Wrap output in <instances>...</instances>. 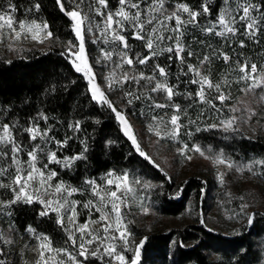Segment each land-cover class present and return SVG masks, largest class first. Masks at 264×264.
<instances>
[{
	"label": "trees",
	"instance_id": "trees-1",
	"mask_svg": "<svg viewBox=\"0 0 264 264\" xmlns=\"http://www.w3.org/2000/svg\"><path fill=\"white\" fill-rule=\"evenodd\" d=\"M37 2L40 4V10L29 12L28 9ZM62 2L66 10H73L71 0H62ZM147 2L148 0H144L141 6L144 7ZM164 2L169 5L184 3L193 10H200L204 0H164ZM207 2L213 15L199 17L201 26H206L209 19H216L218 8L223 7L222 0H207ZM256 2L259 3L260 0ZM9 3L15 4L18 8L14 14L16 19L46 22L49 25L48 31L53 35L52 46L48 51L30 53L13 59L0 55V122H19L21 126H25L43 112L49 119L46 124L43 120L39 121L42 129L52 127L57 139L70 137L67 147L62 149L65 156L80 153L84 147L81 141H84L88 148L85 153L87 160L76 161L71 168L57 164L52 166L59 178L70 185L80 187L86 180L97 181L108 172L118 175L127 173L131 176H139L157 186L150 194L159 216L177 218L190 210L196 213L195 221L181 228L163 230L154 227L149 232L144 229L134 230L136 246L141 241L144 242L140 264H264V210L251 213V215L255 214L252 223L249 224L248 216L240 227L227 226L229 227L227 229L223 225L219 227L211 224L206 214L212 212L211 201L215 199L212 178L194 174L178 182L148 155L149 159L140 155V151L122 132L115 113L106 104H99L92 98L85 78L75 70L72 57L66 49L69 42L74 44L77 42L72 21L61 11L57 0H0V8H6ZM88 3L98 7L94 0H85V5ZM118 7V0H109V10L115 11ZM84 11L90 19L93 18L94 11H89L87 7H84ZM184 16L186 17L187 14ZM236 28L239 30L237 35L219 37L208 35L199 27L189 25L183 37L186 47L185 65H181L175 58L169 60L170 54L164 52L151 59L148 64L136 65L134 69L123 65L121 69H116L114 75L115 62L119 57L114 55L111 61L101 58L99 62L97 60L102 53L101 49L108 51L116 45L104 44L102 41L93 44L88 38L87 31H85V41L96 80L100 86L106 85L109 89L105 96L118 110H120L118 103L126 106V115L129 118L156 135L153 129L156 121L152 117L163 116L167 121L173 110L151 108V102L144 98L133 99V102L128 104L124 95L126 91H133L137 95L143 97L151 95L159 102H164L160 93L150 92L152 84L156 81L149 84L145 79L139 84L135 82L124 84L120 75L122 71L136 75L141 72L145 76L154 75V66L160 64L168 71V83L175 85L174 90L178 92L172 103L180 106L182 110L179 113L180 123L183 125L178 136L174 139L160 138L162 142L178 150L184 144H187L189 149L198 145L214 154H222L232 163L243 164L264 160V138L252 137L240 130L225 132L221 122H227L232 117L233 106L242 94V89L245 88V82L239 79L237 63L240 61L249 65L256 63L258 70L264 68V32L253 39L244 34L242 25ZM132 31L129 26L127 31L122 33L128 39L131 50L129 55L135 53L145 55L147 49L144 42L132 39ZM163 34L167 36L171 33ZM241 40L245 41L244 47L239 45ZM170 43L171 41L165 39L160 43V47H167ZM188 50L194 52L190 58L187 57ZM217 53H227L231 58L230 61L225 63L222 56ZM208 54H211V61L201 64V58ZM187 63L198 68L200 73L207 76L214 85L220 84L222 90L229 95V99L222 106V111L217 112L211 104L199 103L198 98L189 99L188 93H195L199 86L188 83L194 73L185 75ZM259 74L258 71V77ZM204 91L209 99L217 95L215 88H208L207 84ZM216 103L220 106L218 101ZM76 121L81 122L82 130L78 133H74L68 127ZM210 124H216L217 127L210 129L208 127ZM170 128V124L161 125L162 135L165 129ZM197 128L200 130L197 131ZM18 139L29 149L31 142L26 139V134L19 133ZM191 154L193 151H186L182 155L189 157ZM255 167V173L264 183V167L259 165ZM9 199L10 197L7 200ZM227 206L234 216L238 215L239 207L235 201L229 202ZM41 209L42 207L37 203H17L10 209L0 208V250L4 253L0 258L4 259L5 264H19L20 253L14 244L4 240L7 229L12 231L13 236L25 240L30 236L44 234L50 238L54 248L67 247V237L57 223L55 215L50 213L42 217L39 215ZM8 211H11V216L7 214ZM29 228L34 229V233L29 232Z\"/></svg>",
	"mask_w": 264,
	"mask_h": 264
},
{
	"label": "snow or ice",
	"instance_id": "snow-or-ice-1",
	"mask_svg": "<svg viewBox=\"0 0 264 264\" xmlns=\"http://www.w3.org/2000/svg\"><path fill=\"white\" fill-rule=\"evenodd\" d=\"M73 4V10L68 11L65 9L62 0H57V4L60 6L61 11L65 13L74 22L73 32L75 34L76 40L79 41L78 47L73 42H69L68 54L69 56H75L80 63L75 64L76 71L80 72L81 64L86 66V51H85V31L93 33L96 38L92 40L93 44L98 43L102 40L104 44H115L116 47L111 50L105 51L101 49L103 54L102 58L111 61L113 56L119 57V60L115 62V69L113 70V75L116 69H121L123 65H127L128 68L134 69L136 65H146L151 59L157 57L161 53H169V60L175 58L180 62L181 65H185V51L186 47L183 41V37L187 27L192 25L194 27H199L200 30L208 35H215L219 37H227L228 34L233 36L237 35L238 29L235 27L237 20L243 22L242 27L244 29V34L256 39L258 34L264 32V0H260L259 3L256 0H235V6L233 7V0H222L223 7L218 8L216 13V19H209L206 26L200 25L199 17L207 16L211 17L213 11L209 6L207 0L200 6V10H193L188 5L184 3H177L175 7L169 11L165 6L164 0H148L144 7L142 3L144 0H118L119 7L115 11H102V9H107L109 6V0H94V7L92 3L85 5V0H71ZM87 7L89 11H94L95 14L103 18V27L97 22L95 25L92 24L90 17L87 12L84 11V7ZM40 4L37 2L31 8V11H39ZM134 10V11H133ZM18 11L15 4L9 3L6 8H0V36L3 35L4 30H7L9 36H15L18 38L22 32L34 33L33 39H36L40 32L49 28L46 22L37 23L35 20H18L15 18L14 14ZM187 14L185 17L183 14ZM132 28L131 37L134 40H139L144 42V46L147 49L145 55L140 53H135L134 55H129L130 46L128 39L122 34L127 31L128 27ZM97 30L93 32V28ZM171 33L165 36L163 33ZM111 33V36L109 35ZM52 32L47 31L45 33L46 38L52 37ZM167 39L171 43L167 47H160V43ZM203 43V41H200ZM240 47L245 46V41L241 40L239 42ZM73 48L76 51L73 52ZM159 49V51H157ZM194 52L191 50L187 51V57H192ZM217 55L222 56L225 63L230 61V56L227 53H217ZM100 57H98L97 62H99ZM211 61V54L204 55L200 63H208ZM188 73H194L193 78H190L188 83L197 84L198 90L195 93H188L189 99L198 98V102L201 104L208 103L217 112L222 111V106L225 105L226 101L229 99V95L222 90L220 84H213L211 80L200 73L199 69L193 64L187 63L186 65ZM239 69V79L245 82V88L243 91L255 92L258 88L264 91V68L258 70L256 63H251L240 61L237 63ZM90 68L86 67L85 74L90 72ZM259 71V77L257 76ZM196 77H199L198 79ZM163 78V79H160ZM124 84L129 82H135L139 84L141 80H147L149 84L155 80L156 82L152 84L150 89L151 93L162 94V99L164 102H159L154 96L148 95L143 97L142 95H137L133 91H126L124 93L127 98V103L131 104L133 99L140 100L144 98L150 101V107L155 109H165L171 108L173 114L170 115V119L165 121L163 116L154 115L152 119L156 121L153 126L156 136L158 138L171 137L175 138L180 134V129L183 125L180 123L179 113L182 111L178 104H173V98L178 94L175 89V85H170L168 83V71L166 67L156 64L154 66V75L145 76L144 73H139L138 75L130 73L128 71H122L120 75ZM91 83V81H90ZM207 84L208 88H215L217 95L211 99L206 97L204 87ZM92 98L99 100L106 104L109 109H111L116 118L125 126V134L129 135V139L132 143L137 146L139 150V145L136 139L129 134L128 129L130 125L128 124L124 114L118 110L112 102H110L104 93L100 92L99 89L93 85ZM264 99V96H261ZM216 101L219 102L217 105ZM235 111V109H233ZM252 115H255L253 112ZM49 117L46 113H39L37 118H34L31 123L21 126L19 122H3L0 123V159L9 161L7 167L0 166V176L10 177L11 183L6 184L0 182V188L10 189L13 193L12 197L7 201H0V208L10 209L13 205L17 203L31 204L33 201H37L43 207L39 212L40 216H47L51 213H56L57 223L64 227L63 220L64 215H67V219L70 223H74V218L77 215V204L78 201H69L67 197L71 196L73 193L79 191L77 188H72L65 185L63 181H59L55 185L50 184V182L58 175L57 171L49 168L50 164L62 165L64 168H71V166L80 160H87L88 148L84 141L83 150L74 156H65L63 159L58 158L57 150L67 147L68 140L70 137H65L64 139H57L53 134L54 129L52 127L40 126L39 121L43 120L45 124L47 123ZM199 119V117H197ZM195 123V121H190ZM99 123V121H97ZM223 123V131L228 132L230 130H235V119L228 120ZM164 124H170V129H165L163 135L160 130V126ZM74 133H78L82 130L81 122L76 121L73 124L68 125ZM208 127L216 128V124H210ZM200 129L197 128V131ZM26 134V139L31 142V145L27 151V168L25 169L22 165L20 159L21 153L24 152V144L18 139V134ZM191 135V133H188ZM39 141V142H38ZM111 143V142H109ZM49 144H54L57 150H52L47 147ZM179 151L184 154L186 151H195L204 155L203 150L200 146L196 145L189 149L187 144H184ZM43 153L46 156V163L43 164L41 168H37L36 164L39 159V155ZM140 155L144 156L145 159L149 157L140 151ZM215 162L218 164H226L227 167L232 168L233 164L231 161L226 160L221 154L214 158ZM259 165L264 167V160L253 161L246 166L247 171H255V166ZM10 168H14V171H10ZM39 176V188L32 191V181L37 179ZM115 177V179L113 178ZM85 183L89 186L91 194L96 197V200H88L83 204V207L95 208L96 211L100 212L99 221H102V231L103 236L92 235V238L85 242L83 234L87 228V224L82 225L78 228L81 235V243L78 245L77 255H73L68 249L53 248L52 241L47 235L39 234L36 235V239L40 242L39 252L40 260L38 264H47L45 259V250L56 253H63L67 256V259L72 262V264H83V261L79 258L87 260L89 256L101 258L102 256H108L109 262L114 259L119 262V264H140L142 248L144 242L141 241L135 248L133 257L129 260L122 254L117 252L115 244L112 241L121 240L124 243L125 248L128 245V233L127 230H121L123 227V213L122 205L126 202V196L129 191H131L129 185V176L127 173H122L117 175L114 172H108L104 179V185L98 184L95 180L88 179ZM133 183H140L139 180H133ZM122 185L125 186L124 194L119 195ZM147 187V185H146ZM49 189H54L55 194L58 195L57 200L43 199L45 194L52 195L53 193ZM43 190V191H41ZM110 205L108 212L104 209ZM63 210V212H62ZM7 214L11 216V211ZM255 214L248 217L249 224L252 223ZM113 223L115 228H113ZM29 232L34 233V229L29 228ZM70 231V230H69ZM68 239L72 242L73 247H76V238L72 235L68 236ZM93 241H98L100 246L95 248V250H90L86 247V243L91 245ZM105 241L107 244L105 246ZM9 243L11 241H8ZM183 246V245H181ZM103 249V251H101ZM4 253L0 250V257H3ZM0 264H5L4 259L0 258ZM60 264H64L63 261Z\"/></svg>",
	"mask_w": 264,
	"mask_h": 264
},
{
	"label": "rangeland",
	"instance_id": "rangeland-1",
	"mask_svg": "<svg viewBox=\"0 0 264 264\" xmlns=\"http://www.w3.org/2000/svg\"><path fill=\"white\" fill-rule=\"evenodd\" d=\"M165 6L169 9V11H171L175 7V5H169L167 3H165ZM234 6L235 0H233V7ZM102 11L107 12L109 11V9H102ZM91 22L93 25L99 22L101 27H103L104 23L103 18L97 16L96 14L93 15ZM73 24L74 22L72 21V25ZM242 24L243 22L237 20L235 27L241 26ZM47 31L48 29L40 32V34L37 35L36 39H33L34 33L22 32L21 35L16 38L14 35L10 37L7 30H4L3 35L0 36V55L7 59H13L20 56H26L30 53L48 51L52 46V37L46 38L45 33ZM96 31L97 30L94 27L93 32ZM109 35L111 36V33ZM88 38L90 41H92L94 38H96V36H94L93 33L88 32ZM78 44L79 41L76 42L77 47ZM68 48L69 44L66 45L67 51ZM72 50L73 52H75L76 48H73ZM85 51L86 66L84 64H81L82 70L78 73H80L88 83L91 95L93 85H95L99 89V91L104 93L105 95V93L109 91V89L106 87V85L100 86L96 80L94 70L89 62L86 41ZM102 56L103 54L101 53L100 58L103 60ZM71 57L72 63L73 61H75V63H80V61L77 60L75 56ZM73 66L76 70L74 63ZM86 67L91 69L88 74H85ZM261 96H264V91L259 88L254 93L247 91L242 92L240 97L237 99L236 104L233 106V109H235V111H233L232 109V117L229 119H235V130L245 132L252 137L261 136L264 138V99H261ZM95 101L99 104H102L99 98L95 99ZM118 107L124 114L128 124L130 125L128 132L136 139L137 144L139 145V150L143 151L146 155L159 163V165L165 171L173 175L178 182H181L186 177H190L194 174L212 178V180L214 181L213 193H215V196L214 194L213 196L215 197V199L211 201L210 209L212 212L206 214V218L211 224L219 227L223 225L225 226L224 228L227 229H229V227H240V225H243L245 223V219L250 216L251 213L257 210H264V183L259 179L255 171L254 173L247 171L246 166L250 163H232L233 167L229 168L226 164H218L215 162L214 158L220 156L219 154H214L210 150L204 148H201L204 152V155L193 151V154H191V156L186 157L182 155L177 148L169 147L168 145L163 143L162 140L155 134L150 133L147 129H143L133 119L129 118V116L126 115V106L118 103ZM253 112L255 113V115H252ZM118 122L120 123L122 132L129 139V135L125 134L126 130L124 124H122L119 120ZM223 126L224 125H222V127ZM134 146L137 148L136 145ZM47 147L52 150H57L54 144H49L47 145ZM0 148H3V146L0 145ZM27 151L28 149L24 146V152L20 155L22 165L25 169L28 166ZM57 155L58 158L61 159L62 157L63 159L66 154L62 151V149H59L57 150ZM226 160L230 161L227 158ZM9 163L10 162L7 160L0 159V166L7 167ZM44 163H46V156L41 153L39 155L36 167L41 168ZM53 165L54 164L49 165V168L52 170ZM9 170L14 171V168H10ZM128 176L129 185L127 187H130L131 191L127 193L126 202L122 205L123 227L121 229L127 230L128 245L127 248H125L124 243L121 240L112 241V243L115 244L117 252L122 253L126 257V259L130 260L134 255L135 246L137 244L136 237L133 234L134 230L136 231V229H144L145 231L149 232L154 227H158L163 230L181 228L186 224L193 223L197 215L192 210H190L191 212L188 211L185 215L177 218H165L159 216L150 194L157 186L155 184L146 182L139 176H131L129 174ZM105 177L106 174L96 182L98 184L104 185ZM113 178L115 179V177ZM134 179L139 180L140 183H133ZM59 181L62 180L57 175L50 182V184L55 185ZM0 182L10 184L11 180L10 177L0 176ZM64 183L67 186L79 189V191L67 197L69 201L79 202L77 204V215L74 218L75 222L70 223L67 219V215L65 214L63 220L64 227H62L67 237V247L65 248L72 252L73 255H77L79 250L78 245L81 243L80 238L82 235L78 231V228L82 225L87 224V228L85 230V233L83 234L84 240L86 242L87 240L92 238V235H104L102 231L103 222L99 221V216L101 215V213L96 211L95 208L86 209L83 207V204L88 200L97 199L96 197L92 196L89 186L86 183H84L80 187L70 185L66 182ZM39 187V176L37 175V179L32 181V188L30 189V191ZM124 188L125 186L122 185L121 191L120 193H118L119 195L124 194ZM49 191L53 194H45L42 197L43 199L57 200L58 195H63L55 194L54 189H49ZM216 191L219 192L217 193ZM12 195L13 193L10 189L0 188V201H7V199L9 197L11 198ZM231 201H235V203H237L238 205L237 207H239L237 209V216H234L229 206H227V204ZM33 203H37L41 207H43L35 200L33 201ZM110 207L111 206L108 205V207L105 208L104 211L108 212ZM52 214H54L57 219L56 213ZM113 228H115L114 223ZM69 235H72L76 238V247H73L72 242L68 239ZM4 240L7 242L11 241L10 243L14 244L16 249L20 252L18 260L19 264H38V261L40 260L39 252L41 250L38 246L40 242L36 239V237L30 236V238L25 240L19 236H13L12 231L10 229H7V231H5L4 233ZM104 243L106 246L107 241H105ZM99 246L100 244L98 241H93L91 245H88L86 243V247H88L90 250H95V248ZM101 251H103V249H101ZM45 259L47 261V264H60L61 261H63L64 264H72V262L67 259L66 255H64L63 253L58 254L55 251L49 252L45 250ZM79 259L83 261V264H108L110 258L104 255L99 259L92 256H89L87 260H84L83 258ZM111 264H119V262L112 259Z\"/></svg>",
	"mask_w": 264,
	"mask_h": 264
}]
</instances>
